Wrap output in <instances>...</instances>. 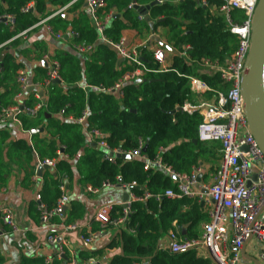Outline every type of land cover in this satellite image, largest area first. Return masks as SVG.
<instances>
[{"label": "trees", "instance_id": "trees-1", "mask_svg": "<svg viewBox=\"0 0 264 264\" xmlns=\"http://www.w3.org/2000/svg\"><path fill=\"white\" fill-rule=\"evenodd\" d=\"M30 1L0 0V16L12 14L16 19L13 29L0 22V52L9 48H23L26 42L19 34L53 13L49 8L51 0H34L33 9L24 11L23 8ZM103 1L105 7L99 10L100 14L110 10L121 14L113 18L106 29L112 42H119L121 31L127 27H149L148 23L139 19V12L130 7L133 0ZM153 1L136 0V3L145 6ZM223 2L209 0V6L205 7L200 0H179L178 3L163 0L151 6L148 14L155 23V31L161 30V35L183 54L171 55L169 71L127 82L121 91L116 92L85 89V86L114 87L131 66L124 63L118 66L117 50L98 40V32L90 12L84 6V0H78L68 7L74 16L72 20L64 18L62 13L50 19L48 24L54 31L65 33L71 28L75 32L72 41L92 44L93 49L82 55L59 49L55 58L60 62L59 74L64 84L52 82L48 85L44 91L45 105L36 116L24 111L20 113L19 119L24 129L31 131L43 126V136L40 133L31 134L32 143L27 139L8 143V130L0 127V187L5 185L4 175L10 171L11 164L25 166L29 179L37 167L35 153L43 159L52 158L63 147L65 155L58 159L56 168L44 170L41 176L43 187L40 199L48 209L57 205L61 195L60 182L65 180L72 184L75 171L82 185L101 187L104 182L132 183L137 186V195L147 191L152 195L163 194L168 188L176 189L173 179L160 165L145 169L142 159H125L122 156L117 158L116 163L105 160V151L91 145L93 142L87 135V129L91 127L108 134L111 148L135 149L139 138H143L147 145L144 152L150 159L159 155L160 164H167L180 172H189L194 164L210 154L218 158L221 150L219 142L209 143L214 145L210 149L198 140V128L202 121L200 114H190L178 108L186 102L197 104L201 96L212 98L215 95L213 91L204 95L195 93L191 89V76L199 77L215 90L227 88L219 74L210 75L201 71L205 60L225 64L238 47L239 38L230 31L225 16L219 12L211 13L210 6L218 8ZM244 19V12L235 9L234 23L241 24ZM183 45L189 48H183ZM141 54L150 66H159L153 52L148 53L144 48ZM20 66L22 64L15 61L10 51L0 62V110L15 103L14 98L19 90L15 78ZM34 94H27L24 106L34 105L37 101ZM84 110H88V116L85 123H80L76 118ZM68 116H73L75 120H69ZM132 209L124 227L115 231L116 235L109 244L121 249V252L113 255L109 264H210L209 258L198 256L193 249L182 253L159 249L162 239L172 231L178 233L180 239L199 237L200 226L207 219V214L196 199L163 196L157 200L152 196L147 200L133 201ZM120 211L121 206H116L112 216H117ZM35 212L40 214L36 207ZM86 213L83 202L71 199L65 213L66 221L76 224ZM86 253L90 256L95 251L86 250ZM26 262L46 264L43 256L26 259L23 263ZM49 264L66 263L65 260L55 259Z\"/></svg>", "mask_w": 264, "mask_h": 264}, {"label": "built area", "instance_id": "built-area-1", "mask_svg": "<svg viewBox=\"0 0 264 264\" xmlns=\"http://www.w3.org/2000/svg\"><path fill=\"white\" fill-rule=\"evenodd\" d=\"M76 1V0H75ZM158 3L163 0H157ZM178 3L179 0H171ZM205 7L209 6V0H200ZM90 10V16L98 32V40L112 45L118 52L119 58L124 59V65H130L126 72L120 77L114 87L105 88L103 86H85V89H97L101 92L121 91V88L130 81H138L149 74H156L169 71L171 68V58L167 55L165 48L161 47L153 51L154 58L158 62V67L148 64L141 49L136 45H127L123 40L112 42L106 29L111 25L114 15L113 10L100 14L99 10L105 7L103 0H86ZM258 0H224L217 8L210 6L211 13L219 12L225 16L229 23V29L239 38L238 47L231 55V58L225 64H215L209 60L203 62L201 71L207 74H219L224 84H227L225 90H215L206 82L196 76H191V89L204 95L213 91L215 95L212 98H203L197 104L190 102L184 103L181 108L190 114L199 113L202 121L198 128V140L202 143L219 142L221 144V157L218 166L208 173L205 162L201 161L192 166L189 172L177 171L167 164H160L159 155L155 159H150L143 148L145 141L139 138L138 147L135 149L122 150L111 148L108 143V134L97 127L87 129L89 139L100 149L105 151L103 158L112 163H116L118 156H126V159L139 158L144 161V168L150 169L153 165H160L173 179L176 189L168 188L163 194L152 195L145 192L143 195H137L135 184L120 183L128 193V199L122 202L121 211L117 216H112L117 204H106L98 209L95 214V220L101 228L121 227L129 219L133 212L132 203L136 200H147L149 197H156L160 200L163 196L172 199H181L183 197L196 199L203 203V207L208 216V221L204 226L202 234L196 238L180 239L178 233L170 232L166 238L167 244H161L160 250H168L171 253H182L193 249L200 257L210 259V264H242V247L251 237L258 239L262 245V258H264V154L258 146L254 136L249 130L244 99L241 93V78L244 71L245 62L251 47V23ZM35 1L31 0L24 8V11L33 9ZM68 8V6H64ZM133 8V3L130 5ZM64 8V9H65ZM240 9L244 12L245 19L241 24L234 23V10ZM63 10V9H62ZM53 12L39 25H46L47 29L58 39H63V32L54 31L48 21L60 14L61 11ZM1 22H4L14 28L16 25L15 16L5 14L0 16ZM139 19L144 21V16L139 14ZM35 24V25H37ZM34 25V26H35ZM31 28L24 30L19 34L25 37ZM68 36H74L75 32L70 29ZM171 45V44H170ZM176 53L183 54L179 48L171 45ZM183 48H189L183 45ZM76 53L82 55L93 49L92 44L76 43L74 45ZM49 71L42 84L43 90L47 89L55 79L61 78L60 62L53 57L45 56ZM18 92L15 95V103L2 107L0 110V127H3L10 120L20 123L19 115L22 111L36 116L44 107V97L37 92L35 97L37 101L33 106H24V99L29 86L35 87L25 68H19L16 74ZM88 116V110L76 118V121L85 123ZM69 120H75L73 116L67 117ZM29 136L31 132L25 130ZM65 155L64 148L57 150L55 157L41 158L37 153L36 171L33 174V180H39V189L36 194V205L40 211V217L45 225L54 227L46 241L52 247L53 252L46 258V264L55 259L65 260L66 264H79L76 254L68 248L65 233L67 230L77 229V224L67 223L65 213L69 208L71 198L68 194L67 183L65 180L60 182L61 195L57 205L53 209H48L41 202L40 191L43 187L42 177L37 174L39 166H48L52 170L56 168L57 161ZM114 183L104 182L101 187L87 184L85 189L91 193H98L104 187H114ZM0 213L5 224L15 228L12 209L9 207L0 208ZM58 219V222L55 220ZM232 235V237L230 236ZM101 235V231H91L89 233H80L79 238L87 246H91ZM66 257V259H65ZM83 264H102L99 261H88Z\"/></svg>", "mask_w": 264, "mask_h": 264}, {"label": "crops", "instance_id": "crops-1", "mask_svg": "<svg viewBox=\"0 0 264 264\" xmlns=\"http://www.w3.org/2000/svg\"><path fill=\"white\" fill-rule=\"evenodd\" d=\"M51 1L49 8L53 12L63 9L61 11L63 17L72 20L74 17L73 14L64 6L70 4L68 6L70 7L78 0ZM85 3L86 0H84V6L87 11L90 12L89 7L86 6ZM70 29L71 28H68L65 33L63 32V39H58L47 29L46 25L37 24L26 33L25 37H22L26 42L23 48H17L16 50L9 48L3 50L10 51L15 57V61L22 64L20 67L26 69L32 83L37 84L34 90L30 92H38L39 94L41 91L44 92L42 84L49 71V67L43 64L45 56L53 57L57 54L59 49L76 52L74 49L76 42L72 41V36L67 35ZM155 34L159 36L163 42L169 43L167 39L161 35V30L155 31ZM65 36L68 37L65 38ZM152 36L153 32L150 26L140 25L139 28L127 27L121 31L120 41L123 40L127 45L139 46L140 49L145 48L148 53H150L162 47L157 40L152 39ZM3 51L0 52V57ZM166 51L167 55L171 58L172 53L167 49ZM6 55L3 56V59ZM27 92L30 93L29 91ZM28 93H26V97ZM43 97L45 100V94ZM3 128L8 130V143L19 139H27L32 143L31 135H28L21 122L18 123L15 120H10ZM38 129H42V131L38 133L43 136L45 134L44 127L41 126ZM205 166L209 170L208 173H210L212 167L207 164H205ZM9 168L10 171L4 175L6 179L5 185L0 187V208L9 207L12 209L15 228L5 224L0 213V264H25L23 262H25L26 259L32 260L35 259V257L41 256L45 257L46 262V258L53 252L52 247L47 243L46 239L48 235L54 231V227L43 224L40 214L35 212V207L37 208L36 194L39 189L40 181L33 180V175L27 179L25 170L27 168L22 164L13 163ZM215 168H213V170ZM78 177L79 175L75 171V178L72 180V184L66 181L68 185V194L71 199L83 202L87 208V213L82 220L76 223L78 225L77 229L67 230L65 233L68 248L72 249L76 254L79 264L88 263V261L92 260L99 261L102 264H109L113 255L121 252L120 248L110 247L109 244L116 235L115 231L120 230L124 226L118 227L117 229L113 227L102 229L95 220V214L100 207L106 204L113 203L117 204V206L120 205L124 202L123 196L126 191L123 187L119 186V184H115L114 187H104L98 193H91L85 189L87 184L82 185L78 181ZM262 215L264 216V209ZM207 221L208 216L200 226V235ZM91 231H101V235L91 246H87L81 241L79 234L82 232L89 233ZM230 236L232 237L231 234ZM167 243L168 240L165 237L162 239L160 245ZM260 248V242L257 238L251 237L248 239L242 247L241 263L257 264L256 261H258V264H264V258H262ZM86 250H94L95 253L88 256Z\"/></svg>", "mask_w": 264, "mask_h": 264}, {"label": "water", "instance_id": "water-1", "mask_svg": "<svg viewBox=\"0 0 264 264\" xmlns=\"http://www.w3.org/2000/svg\"><path fill=\"white\" fill-rule=\"evenodd\" d=\"M199 2V0H196ZM158 1L154 0L149 5H138L136 0H133V8L136 9L139 14L144 16V20L149 24L153 32L152 39L157 40L160 45L167 49L171 53H176V50L171 47L169 43L163 42L159 36L155 34V23L148 14V9L151 6L157 4ZM88 6V3H85ZM70 5V4H69ZM67 5V6H69ZM121 14L116 13L114 18L120 17ZM2 20L0 19V22ZM68 36H65L67 38ZM8 53L7 50L3 51L0 61H2L3 56ZM124 62L123 58L118 59V66ZM43 64L47 66V63L43 61ZM156 80V79H151ZM54 83H61L60 79H55ZM78 86V85H74ZM69 86L68 88H71ZM34 90L33 86H29L27 91ZM241 93L244 99V106L246 112V119L248 127L252 135L254 136L258 146L264 154V0H258L256 5L254 15L251 23V47L247 55V59L244 66V71L241 78ZM40 96H44V92H40ZM182 110V108H178ZM50 116L49 114L47 115ZM42 129H33L31 134L41 132ZM197 142V140H195ZM92 146L99 148L95 143ZM147 145L143 148L146 151ZM119 157V156H118ZM127 158L126 156H122ZM49 168L48 166H39L37 169V174L42 176L43 170ZM68 187V185H67ZM128 199V193L126 192L123 196V200ZM203 207V203H201ZM260 251H263L262 245L260 244ZM66 259V257H65ZM258 264V261H256Z\"/></svg>", "mask_w": 264, "mask_h": 264}, {"label": "rangeland", "instance_id": "rangeland-1", "mask_svg": "<svg viewBox=\"0 0 264 264\" xmlns=\"http://www.w3.org/2000/svg\"><path fill=\"white\" fill-rule=\"evenodd\" d=\"M205 144V146H208L210 149H212L213 148V144H209V143H204ZM215 150V149H214ZM219 156L221 157V150H220V152H219ZM219 156H218V158H216V157H214L212 154H210L207 158H204L203 159V161L205 162V164H207L208 166H212L213 168H215V167H217L218 166V163H219V161H220V158H219ZM213 168H211L212 170H213ZM210 169V168H209ZM210 169V170H211ZM208 170V169H207ZM211 170V171H212ZM209 171V170H208Z\"/></svg>", "mask_w": 264, "mask_h": 264}]
</instances>
